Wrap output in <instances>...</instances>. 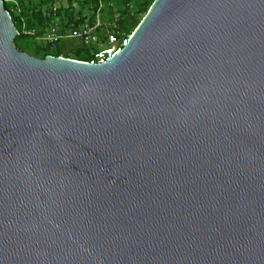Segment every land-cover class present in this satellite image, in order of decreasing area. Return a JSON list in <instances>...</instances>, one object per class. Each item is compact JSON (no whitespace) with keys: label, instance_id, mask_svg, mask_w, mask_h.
Returning <instances> with one entry per match:
<instances>
[{"label":"water","instance_id":"95a60500","mask_svg":"<svg viewBox=\"0 0 264 264\" xmlns=\"http://www.w3.org/2000/svg\"><path fill=\"white\" fill-rule=\"evenodd\" d=\"M16 31L0 0V264H264V0H153L99 63Z\"/></svg>","mask_w":264,"mask_h":264},{"label":"built area","instance_id":"2783aa9c","mask_svg":"<svg viewBox=\"0 0 264 264\" xmlns=\"http://www.w3.org/2000/svg\"><path fill=\"white\" fill-rule=\"evenodd\" d=\"M13 3L12 9L19 15L21 7L17 0H7ZM87 0H50L41 7V16L44 26H28L23 16L19 17L20 27L16 34L32 36L43 44H48L55 49L61 40L76 39L81 46L88 47L90 57L83 61L89 63L105 62L114 56L127 42V36L116 29L114 22L106 19L104 9L115 8L112 0H95L94 3ZM81 4H84L81 7ZM131 8L130 4H126ZM64 8L71 13L69 19L65 18ZM116 13H113L115 19ZM115 29H113V28ZM62 56V55H61Z\"/></svg>","mask_w":264,"mask_h":264},{"label":"trees","instance_id":"16d2710c","mask_svg":"<svg viewBox=\"0 0 264 264\" xmlns=\"http://www.w3.org/2000/svg\"><path fill=\"white\" fill-rule=\"evenodd\" d=\"M21 11L18 15L13 7V3L7 0H3L4 7L9 11L11 18L13 20L14 26L16 29L20 27V21L19 17L23 16L26 20V24L28 26H36L38 28H42L44 26V19L41 16V7L46 2L45 0L38 3L37 7H32L28 5L24 0H17ZM50 1V0H49ZM115 4V8H106L104 9V14L108 13L109 15L106 17V19H109L111 22H114L116 25V29L119 30V32H122L124 36L129 35L131 30L137 25L141 17L144 15L146 10L148 9L149 5L153 0H137L134 8H128L126 4H129L130 0H112ZM120 1H125L121 2ZM88 2L94 3L95 0H87L85 2V5L88 4ZM84 4H81V7H83ZM65 18L69 19L71 17V13L68 10V8H64ZM113 13H116L115 19L113 17ZM113 28V27H112ZM115 29V28H113ZM33 42V46L31 47V54L39 57H44L46 54H52V55H62L65 57H71L78 60H85L90 57L89 49L85 46H79L75 48V50L72 52V54H68L67 52L61 50L58 48V46L55 49H51L48 44H40L37 41L29 35H23V34H16L13 38V43L16 47L20 48L19 42ZM21 49V48H20Z\"/></svg>","mask_w":264,"mask_h":264},{"label":"rangeland","instance_id":"374dc122","mask_svg":"<svg viewBox=\"0 0 264 264\" xmlns=\"http://www.w3.org/2000/svg\"><path fill=\"white\" fill-rule=\"evenodd\" d=\"M28 5H30V6H32V7H37V5H38V3H40V2H42V1H44V0H24ZM46 2L44 3V5H46L48 2H49V0H45ZM121 2H125V1H120L119 3H121ZM126 2H130L129 4L131 5V8H134L135 7V4H136V2H137V0H130V1H126ZM58 4H63V0H58ZM121 4H123V3H121ZM44 5H42V6H44ZM109 14L108 13H105V16L107 17ZM134 29V28H133ZM132 29V30H133ZM131 30V31H132ZM130 34V33H129ZM37 41V40H36ZM40 43L41 44V42L40 41H37V43ZM65 43H70V45L71 46H76V44L77 43H75V41H71V39H67V40H65L64 41ZM19 44H20V48H18V49H20V50H22V51H26V52H28V53H30L31 51V47L33 46V42H28V43H26V42H22V41H20L19 42ZM16 47V46H15ZM30 51V52H29ZM31 54V53H30ZM33 55V54H32Z\"/></svg>","mask_w":264,"mask_h":264},{"label":"crops","instance_id":"0c3cea01","mask_svg":"<svg viewBox=\"0 0 264 264\" xmlns=\"http://www.w3.org/2000/svg\"><path fill=\"white\" fill-rule=\"evenodd\" d=\"M65 40H67V39L60 41L58 48L67 52L68 54H72V52L75 50V48L80 46L79 41L76 39H71V41H75V43H77L76 46H71L70 43H65L64 42ZM41 44H43V43H41Z\"/></svg>","mask_w":264,"mask_h":264}]
</instances>
